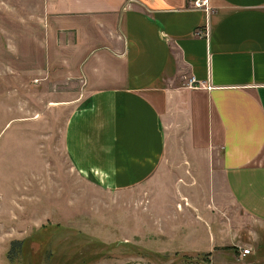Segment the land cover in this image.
Segmentation results:
<instances>
[{
    "label": "crops",
    "instance_id": "0c3cea01",
    "mask_svg": "<svg viewBox=\"0 0 264 264\" xmlns=\"http://www.w3.org/2000/svg\"><path fill=\"white\" fill-rule=\"evenodd\" d=\"M30 1L1 10L2 65L80 85L64 130L80 174L118 192L206 184L264 225V0Z\"/></svg>",
    "mask_w": 264,
    "mask_h": 264
},
{
    "label": "rangeland",
    "instance_id": "374dc122",
    "mask_svg": "<svg viewBox=\"0 0 264 264\" xmlns=\"http://www.w3.org/2000/svg\"><path fill=\"white\" fill-rule=\"evenodd\" d=\"M32 4L0 0V16ZM8 44L0 36V264H264V225L214 206L206 184L158 176L118 192L80 174L64 150L69 114L88 105L74 103L80 85L7 71Z\"/></svg>",
    "mask_w": 264,
    "mask_h": 264
},
{
    "label": "built area",
    "instance_id": "2783aa9c",
    "mask_svg": "<svg viewBox=\"0 0 264 264\" xmlns=\"http://www.w3.org/2000/svg\"><path fill=\"white\" fill-rule=\"evenodd\" d=\"M192 2L194 4V6L197 8H205L207 6V0H192ZM193 81L194 80H191V83H193ZM250 254H251L250 249H244V250H241L240 257L245 258Z\"/></svg>",
    "mask_w": 264,
    "mask_h": 264
}]
</instances>
